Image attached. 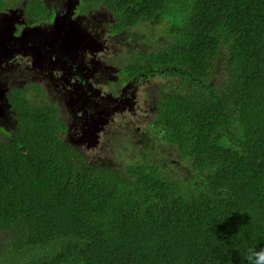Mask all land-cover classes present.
<instances>
[{
    "label": "trees",
    "instance_id": "16d2710c",
    "mask_svg": "<svg viewBox=\"0 0 264 264\" xmlns=\"http://www.w3.org/2000/svg\"><path fill=\"white\" fill-rule=\"evenodd\" d=\"M99 6L111 33L162 24V41L133 53L124 75L162 78L146 130L177 155L166 166L144 151L130 164L91 160L61 140L55 105L13 89L0 264H253L264 249V0H85L81 10Z\"/></svg>",
    "mask_w": 264,
    "mask_h": 264
},
{
    "label": "rangeland",
    "instance_id": "374dc122",
    "mask_svg": "<svg viewBox=\"0 0 264 264\" xmlns=\"http://www.w3.org/2000/svg\"><path fill=\"white\" fill-rule=\"evenodd\" d=\"M74 1L44 0L46 7L53 9L54 17L49 24L31 25L29 33H26L28 27L21 3L0 13L1 42H6L8 35L12 40L24 39L27 35L31 44L37 39L44 41L35 47L41 52L24 47L17 51L16 57L9 58L7 54L9 59L4 60L0 54V136L15 125L9 92L32 85L36 88L25 94L26 99L33 105H55L59 120L66 126V131L60 134L61 140L77 147L91 160L130 164L140 160L144 151L152 157L157 153L163 155L161 162L171 165L169 157L177 155L176 149L146 130L152 111V94L159 89L162 78L145 80L130 101L104 117L108 115L107 108L116 106L107 101L112 92L107 89L110 78L115 82L118 69L129 62L133 52L150 50L162 41V24L144 23L119 36H109L106 31L112 19L106 11L98 8L88 15H79L74 12ZM53 49L59 51L61 59L73 50L76 56L78 70L74 76H64L63 80L67 79L60 86L64 92L53 86L58 87L57 77L65 70L62 61L52 58ZM216 62L217 66L221 63ZM39 71L43 74L42 84L35 85ZM216 74L218 80L220 71ZM46 83H52L51 88H47ZM103 108L106 114L99 113Z\"/></svg>",
    "mask_w": 264,
    "mask_h": 264
},
{
    "label": "flooded vegetation",
    "instance_id": "af4514ba",
    "mask_svg": "<svg viewBox=\"0 0 264 264\" xmlns=\"http://www.w3.org/2000/svg\"><path fill=\"white\" fill-rule=\"evenodd\" d=\"M84 1L85 0H75L74 1V7H73L74 12L79 15H88L90 12L98 8H103L106 11V13L109 15V17L112 19L111 23L107 26V31H106L109 36H119L122 33L126 32V30L131 29V28H125V29L120 30L119 33H111L109 26L114 21V17L112 13L104 6H99L96 9L90 8L86 11H82L81 6ZM3 2L5 3V5L0 6V13L9 11L14 5H17L19 3L22 4L23 18L25 20L26 26L28 27L26 30V33H29L28 29H31L30 27L31 25L49 24L52 18L54 17L53 9L47 8L44 3V0L33 1V3L29 6V8H26V5L28 4V0H3ZM38 16H41V18H38ZM30 42H31V39H29L27 35L25 36L24 39H19L16 37L14 38V40H12L11 36L8 35L6 42L0 41V49H2L0 50V54H3L2 60L16 57L17 51L22 50L21 48H24V47L29 48L26 50H37L39 52L42 51L41 49L35 48V47L41 46V43H43L44 41L37 39L35 43L33 44H31ZM52 51H53L52 58L57 57L59 61L63 62V65L65 67V70L57 77L56 81H57L58 87H55V85H53L54 88H59V90H61L60 86L62 84V81H65L67 79L66 78L65 80H63L64 76L66 75L67 77L68 74H70L71 76H74L75 72L78 70L77 63H76V56L74 55V50H73L70 54L63 55V58L65 59H61L59 57V51L55 49H53ZM7 54L9 55V58L7 57ZM131 61H132V56L129 62ZM54 62H55V59L52 60V63ZM126 64L122 65L118 69L117 71L118 76L115 78V82H113V80L110 78L109 84L107 85L108 90L112 89V92L107 101H111L116 106L114 108H107L108 115L104 116L105 118L111 115L112 113H114L118 109L119 105H123L127 101H130L129 99L134 97L135 90L139 87L141 83L145 82V80H148L150 77H157V76H154V74L152 73L148 74L147 72L139 71L133 76L127 78L126 75H124L125 74L124 66ZM42 79H43L42 71H39V75L37 79L38 81L35 83V85H41ZM46 84H47V88H51L52 83H46ZM31 87L34 88L35 86L30 85V88L27 86V87H23L21 89H15V90H20V91L24 90V93L26 94L28 93L30 89H32ZM61 91L64 92L65 89H62ZM9 93L11 94V92ZM152 101H153V105H152L151 116L149 118L150 120L152 119L153 114L156 112V93L152 94ZM10 109H11V106H10ZM104 109L105 108L100 109L99 113L106 114L103 112ZM95 117H96V113H95ZM108 129H109V126L105 129V133L107 132Z\"/></svg>",
    "mask_w": 264,
    "mask_h": 264
},
{
    "label": "clouds",
    "instance_id": "9594fccd",
    "mask_svg": "<svg viewBox=\"0 0 264 264\" xmlns=\"http://www.w3.org/2000/svg\"><path fill=\"white\" fill-rule=\"evenodd\" d=\"M249 259L253 261V264H264V249L254 252Z\"/></svg>",
    "mask_w": 264,
    "mask_h": 264
}]
</instances>
